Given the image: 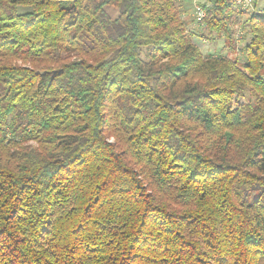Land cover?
<instances>
[{
	"label": "trees",
	"instance_id": "trees-1",
	"mask_svg": "<svg viewBox=\"0 0 264 264\" xmlns=\"http://www.w3.org/2000/svg\"><path fill=\"white\" fill-rule=\"evenodd\" d=\"M258 3L0 0V264H264Z\"/></svg>",
	"mask_w": 264,
	"mask_h": 264
},
{
	"label": "rangeland",
	"instance_id": "rangeland-1",
	"mask_svg": "<svg viewBox=\"0 0 264 264\" xmlns=\"http://www.w3.org/2000/svg\"><path fill=\"white\" fill-rule=\"evenodd\" d=\"M210 2L206 0H183V14L190 13L191 17L196 18V23L194 22L189 31L196 40L197 43L200 44L202 50L205 54L212 55H231L233 57L238 56L240 61H244L245 57L241 50V47L244 43L243 41V32H245L246 19L250 12L249 10H242V12H237L238 16L236 18V22L232 23V31L235 33L237 39L230 42L227 38H225V34H217L213 33L212 35L208 34L205 26L201 21L197 20L196 9L197 6H210ZM259 8L264 7V0H259ZM234 10V9H233ZM232 10V11H233ZM252 11V10H250ZM115 14V11H113ZM232 45L235 46V50L232 51Z\"/></svg>",
	"mask_w": 264,
	"mask_h": 264
},
{
	"label": "built area",
	"instance_id": "built-area-1",
	"mask_svg": "<svg viewBox=\"0 0 264 264\" xmlns=\"http://www.w3.org/2000/svg\"><path fill=\"white\" fill-rule=\"evenodd\" d=\"M237 9L239 10H252L254 9V0H234ZM197 19L202 20L206 15V7L197 6L196 9Z\"/></svg>",
	"mask_w": 264,
	"mask_h": 264
},
{
	"label": "crops",
	"instance_id": "crops-1",
	"mask_svg": "<svg viewBox=\"0 0 264 264\" xmlns=\"http://www.w3.org/2000/svg\"><path fill=\"white\" fill-rule=\"evenodd\" d=\"M258 8V7H257Z\"/></svg>",
	"mask_w": 264,
	"mask_h": 264
}]
</instances>
